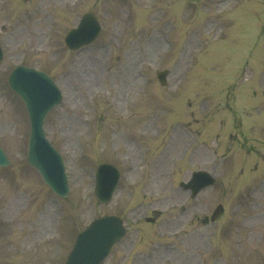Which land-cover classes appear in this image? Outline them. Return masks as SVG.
<instances>
[{"label": "rangeland", "instance_id": "374dc122", "mask_svg": "<svg viewBox=\"0 0 264 264\" xmlns=\"http://www.w3.org/2000/svg\"><path fill=\"white\" fill-rule=\"evenodd\" d=\"M89 10L101 34L70 51L64 36ZM0 41V264H63L105 214L128 232L103 264H264V0H0ZM18 63L61 89L45 130L66 199L25 161L28 119L6 83ZM103 162L121 178L100 205ZM197 170L215 183L192 198L180 185Z\"/></svg>", "mask_w": 264, "mask_h": 264}, {"label": "water", "instance_id": "95a60500", "mask_svg": "<svg viewBox=\"0 0 264 264\" xmlns=\"http://www.w3.org/2000/svg\"><path fill=\"white\" fill-rule=\"evenodd\" d=\"M90 15L92 16V14ZM84 30L85 23L69 33L66 41L72 43V48L90 42L98 34V31H92L86 35L82 33ZM9 84L24 100L29 112L31 131L27 160L41 172L45 182L53 190L65 196L67 186L62 161L58 153L44 138L42 129L43 117L54 104L58 103L60 93L46 74L33 68L17 67L9 76ZM7 164L8 159L0 148V165ZM111 169L110 165H102L98 169L96 195L99 198L103 196L105 189L111 186L110 180L107 178V172ZM206 177L207 175L202 173H198L197 177L194 174L186 186L194 183L196 178H200V184L196 183L195 187L198 191L205 185L203 181ZM108 197L107 195L106 199L105 197L102 199L107 200ZM122 234L123 228L118 218L107 216L96 219L79 233L65 264H99Z\"/></svg>", "mask_w": 264, "mask_h": 264}]
</instances>
